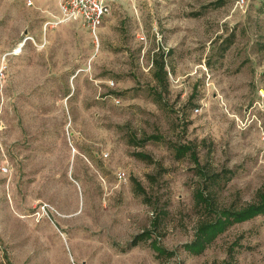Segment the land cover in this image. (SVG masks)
Returning a JSON list of instances; mask_svg holds the SVG:
<instances>
[{"label": "rangeland", "instance_id": "374dc122", "mask_svg": "<svg viewBox=\"0 0 264 264\" xmlns=\"http://www.w3.org/2000/svg\"><path fill=\"white\" fill-rule=\"evenodd\" d=\"M59 2L0 0V264H264V214L200 255L185 249L200 180L173 148L197 144L223 177L221 205L256 201L264 0H106L98 46L79 20L56 21ZM163 52L166 89L153 77ZM151 135L162 140L134 145ZM135 152L168 172L151 185L156 166ZM132 178L167 206L157 229ZM154 241L173 257L158 259Z\"/></svg>", "mask_w": 264, "mask_h": 264}, {"label": "trees", "instance_id": "16d2710c", "mask_svg": "<svg viewBox=\"0 0 264 264\" xmlns=\"http://www.w3.org/2000/svg\"><path fill=\"white\" fill-rule=\"evenodd\" d=\"M165 54L155 55L153 59V77L157 82V86L166 89L168 82V72L166 70ZM156 94H160L155 90ZM150 140L161 141L162 137L159 135L146 136L139 140L136 144L140 146ZM175 151V159L182 160L190 157L194 164V174L200 180L198 186L195 188L193 199L194 208L202 215V218L197 226L195 238L190 243L184 245L185 249L192 255L202 254L209 245L228 228L250 221L260 215L264 214V186L258 191L255 202L244 204L241 207L221 205L217 199L218 189L221 188L223 177L220 173H216L208 164L200 162L197 144L195 142L180 143L173 145ZM134 156L147 163L156 166L157 173L155 175H148L147 178L151 185L158 182L159 177L168 172L163 164L156 161L151 155L144 152H135ZM230 178H227L229 180ZM133 192L137 197H142L143 202L151 206L154 210V217L152 221L153 229H157L169 214L166 204L161 206L155 204L151 195L140 181L132 178ZM151 231L146 230L139 234L131 242V245L136 246L140 242H146L151 239ZM151 242V246L157 253V258L162 260L173 257V252L162 248L158 244ZM233 254V253H232ZM234 257V256H232ZM230 264V263H227Z\"/></svg>", "mask_w": 264, "mask_h": 264}, {"label": "built area", "instance_id": "2783aa9c", "mask_svg": "<svg viewBox=\"0 0 264 264\" xmlns=\"http://www.w3.org/2000/svg\"><path fill=\"white\" fill-rule=\"evenodd\" d=\"M61 17L57 19L58 23L68 20H79L84 28L93 36V43L98 46L100 43L99 29L109 12V6L106 0H59ZM32 2H29V4ZM34 40L32 36H26L24 40ZM24 45L21 44V47ZM122 178V175H120Z\"/></svg>", "mask_w": 264, "mask_h": 264}, {"label": "bare ground", "instance_id": "6f19581e", "mask_svg": "<svg viewBox=\"0 0 264 264\" xmlns=\"http://www.w3.org/2000/svg\"><path fill=\"white\" fill-rule=\"evenodd\" d=\"M24 46V45H23Z\"/></svg>", "mask_w": 264, "mask_h": 264}]
</instances>
